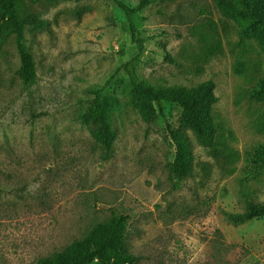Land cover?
<instances>
[{"label":"rangeland","instance_id":"1","mask_svg":"<svg viewBox=\"0 0 264 264\" xmlns=\"http://www.w3.org/2000/svg\"><path fill=\"white\" fill-rule=\"evenodd\" d=\"M138 8L141 0H118ZM36 79L25 87L14 36L0 34V264H35L113 215L129 218L135 264H264V55L216 0H150L133 20L136 57L115 0H18ZM0 26L3 20L0 19ZM154 88L210 80L216 156L181 124L182 109L146 125L131 106L125 64ZM98 98L109 109L112 155L77 117ZM183 139L190 176L170 175Z\"/></svg>","mask_w":264,"mask_h":264},{"label":"trees","instance_id":"2","mask_svg":"<svg viewBox=\"0 0 264 264\" xmlns=\"http://www.w3.org/2000/svg\"><path fill=\"white\" fill-rule=\"evenodd\" d=\"M17 1L0 0V19L3 20L0 34L9 31L14 36L20 56L19 75L23 85L28 87L34 83L36 73L33 56L25 45V25L28 19L18 16ZM149 2L150 0H141L138 8L135 9H142ZM216 2L221 14L240 25V40L252 38L264 55V0H216ZM115 3L124 15L130 40L136 47L137 57L145 49L133 20L135 9L118 0H115ZM135 59L125 64V71L133 89L131 106L141 120L146 125H150L158 117H165V104H176L182 109L181 124L188 127L198 141L209 148V154L215 157L216 128L213 123V106L217 98L214 94V83L207 80L191 88H154L141 82L134 72L132 63ZM251 96H264V78ZM109 112L108 107L95 98L91 107L77 117L101 147L105 159H110L114 142ZM167 133L175 147V156L169 165L170 176L180 181L191 174V158L179 133L169 126ZM262 216H264V205H256L250 206L246 213L233 217V220L242 222ZM128 222L129 218L125 215H113L108 223L95 224L81 238L72 240L60 252L43 257L35 264H135L138 258L124 251Z\"/></svg>","mask_w":264,"mask_h":264}]
</instances>
